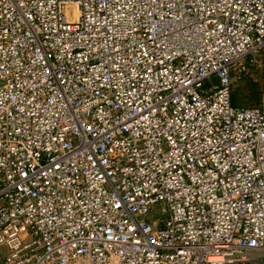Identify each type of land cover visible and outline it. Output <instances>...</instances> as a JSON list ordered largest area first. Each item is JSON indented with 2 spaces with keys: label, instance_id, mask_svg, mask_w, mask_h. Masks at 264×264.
<instances>
[{
  "label": "built area",
  "instance_id": "2783aa9c",
  "mask_svg": "<svg viewBox=\"0 0 264 264\" xmlns=\"http://www.w3.org/2000/svg\"><path fill=\"white\" fill-rule=\"evenodd\" d=\"M251 68L264 0H0V264H264Z\"/></svg>",
  "mask_w": 264,
  "mask_h": 264
},
{
  "label": "rangeland",
  "instance_id": "374dc122",
  "mask_svg": "<svg viewBox=\"0 0 264 264\" xmlns=\"http://www.w3.org/2000/svg\"><path fill=\"white\" fill-rule=\"evenodd\" d=\"M251 69V72L241 80L234 81L233 106L235 107H264V73ZM157 212H154L151 218H156ZM163 219L164 217L161 218Z\"/></svg>",
  "mask_w": 264,
  "mask_h": 264
}]
</instances>
